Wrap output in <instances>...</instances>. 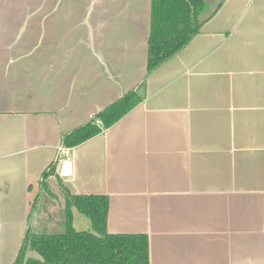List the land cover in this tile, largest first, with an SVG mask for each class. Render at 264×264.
I'll return each mask as SVG.
<instances>
[{
    "label": "crops",
    "instance_id": "0c3cea01",
    "mask_svg": "<svg viewBox=\"0 0 264 264\" xmlns=\"http://www.w3.org/2000/svg\"><path fill=\"white\" fill-rule=\"evenodd\" d=\"M207 4L200 33L147 76L152 0H0V264L38 196L33 228H50L62 186L109 196V233L148 235L151 264H264V0ZM137 88L115 125L63 147Z\"/></svg>",
    "mask_w": 264,
    "mask_h": 264
},
{
    "label": "trees",
    "instance_id": "16d2710c",
    "mask_svg": "<svg viewBox=\"0 0 264 264\" xmlns=\"http://www.w3.org/2000/svg\"><path fill=\"white\" fill-rule=\"evenodd\" d=\"M208 0H152L147 76L185 49L200 33L202 25L214 16ZM145 99L141 88L125 94L88 123L65 133L62 145L77 147L111 128ZM59 158L42 176L41 194H52L48 179L57 175ZM65 206L57 233L39 232L33 220L39 204H32L28 230L13 264H151L150 240L146 234H111L108 231L110 198L107 195L73 194L62 186ZM77 209L87 216L92 228L77 231L73 225ZM35 253L39 257H32Z\"/></svg>",
    "mask_w": 264,
    "mask_h": 264
},
{
    "label": "rangeland",
    "instance_id": "374dc122",
    "mask_svg": "<svg viewBox=\"0 0 264 264\" xmlns=\"http://www.w3.org/2000/svg\"><path fill=\"white\" fill-rule=\"evenodd\" d=\"M51 207H50V206ZM55 205H56V203H55ZM53 207H54V203H47V206H46V210H48V212H44V214L43 213H41L42 214V216H41V223H42V227H44L45 226V224L46 225H48L50 228H45V229H41V230H39V228H38V226L36 225V231H39V232H42V231H45V232H48V233H57V231L59 230V228H60V224L59 223H57L56 224V226L55 227H53L52 228V224L54 223V221H56L55 219H57L59 216L61 217V219H62V212H61V214L59 213V211H58V209H57V206H55L56 207V209H53ZM51 210V211H50ZM55 210V211H54ZM51 212H53V213H51ZM56 212H57V214H56ZM46 214V215H45ZM50 214H52V216H50ZM60 222H61V220H60ZM84 231V230H83ZM37 257H39L37 254H35Z\"/></svg>",
    "mask_w": 264,
    "mask_h": 264
},
{
    "label": "water",
    "instance_id": "95a60500",
    "mask_svg": "<svg viewBox=\"0 0 264 264\" xmlns=\"http://www.w3.org/2000/svg\"><path fill=\"white\" fill-rule=\"evenodd\" d=\"M70 164H71L70 160L65 161V173L64 174H67L70 171Z\"/></svg>",
    "mask_w": 264,
    "mask_h": 264
},
{
    "label": "built area",
    "instance_id": "2783aa9c",
    "mask_svg": "<svg viewBox=\"0 0 264 264\" xmlns=\"http://www.w3.org/2000/svg\"><path fill=\"white\" fill-rule=\"evenodd\" d=\"M62 152L66 154V156L68 155V152L65 149H62Z\"/></svg>",
    "mask_w": 264,
    "mask_h": 264
}]
</instances>
